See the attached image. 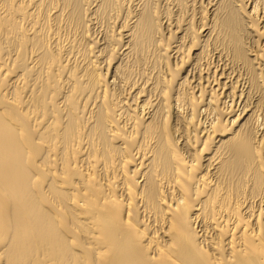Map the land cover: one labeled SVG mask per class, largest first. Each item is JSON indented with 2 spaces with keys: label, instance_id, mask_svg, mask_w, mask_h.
Here are the masks:
<instances>
[{
  "label": "bare ground",
  "instance_id": "bare-ground-1",
  "mask_svg": "<svg viewBox=\"0 0 264 264\" xmlns=\"http://www.w3.org/2000/svg\"><path fill=\"white\" fill-rule=\"evenodd\" d=\"M0 264H264V0H0Z\"/></svg>",
  "mask_w": 264,
  "mask_h": 264
}]
</instances>
